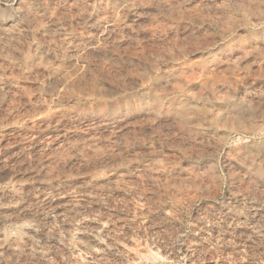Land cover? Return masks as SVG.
Here are the masks:
<instances>
[{
	"label": "clouds",
	"instance_id": "1",
	"mask_svg": "<svg viewBox=\"0 0 264 264\" xmlns=\"http://www.w3.org/2000/svg\"><path fill=\"white\" fill-rule=\"evenodd\" d=\"M0 264H264V0H0Z\"/></svg>",
	"mask_w": 264,
	"mask_h": 264
},
{
	"label": "rangeland",
	"instance_id": "2",
	"mask_svg": "<svg viewBox=\"0 0 264 264\" xmlns=\"http://www.w3.org/2000/svg\"><path fill=\"white\" fill-rule=\"evenodd\" d=\"M119 2V0H112V3L113 4H117ZM207 2V0H206ZM202 33L200 30H195L191 39L193 41H195L197 38L201 37ZM181 36H183V34H181ZM179 57V53H177V60L174 61V63L172 65H170L169 67H172L176 70H179V71H185V72H190L192 71V67L188 65L187 61H180L178 59ZM209 69L205 66V65H200L196 71H204V72H207ZM195 87V85H194ZM158 110L159 109V106H157ZM162 111L165 113V114H174V115H179V109H178V105L175 103V102H170L169 104L167 105H164L163 106V109ZM41 119L45 118L44 117V114H41ZM166 119H167V115H166ZM15 127V125H14ZM21 131H23V129H19Z\"/></svg>",
	"mask_w": 264,
	"mask_h": 264
}]
</instances>
